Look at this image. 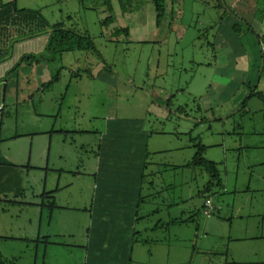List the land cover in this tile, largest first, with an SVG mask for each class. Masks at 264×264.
I'll list each match as a JSON object with an SVG mask.
<instances>
[{
	"label": "rangeland",
	"instance_id": "rangeland-1",
	"mask_svg": "<svg viewBox=\"0 0 264 264\" xmlns=\"http://www.w3.org/2000/svg\"><path fill=\"white\" fill-rule=\"evenodd\" d=\"M13 2L20 9L39 11L49 23L61 21L69 27H86L95 36V43L107 63L123 80L130 79L133 84L146 82L145 89L155 100L158 88H163L169 94V103L168 106L165 102L162 104L161 113H155L153 108L148 114L146 104L134 105L139 94L133 97L131 92L125 93L127 88L122 82L116 89L105 87L84 73L76 85L72 83L55 127L68 122V126L74 124L85 132L74 137L53 133L49 168L39 166L29 170V176L25 175L26 192L16 202L0 200V264H84L86 259L87 264H99L96 259L101 264H112L106 262L110 259L108 252L101 253L89 247L85 230L93 209L94 155L98 142L95 131L103 128L107 113L143 119V128L151 134L147 143L152 164L149 171L154 172L155 177L150 186L139 188L134 201L138 219L134 235L138 238L127 249V264H264V121L259 102L254 99L248 104L250 112L231 111L233 115L219 120L213 117L220 115V110H203V105L186 88L195 69L189 61L205 62L211 58L212 47L208 42L212 43L217 19L223 14L222 9L213 8L215 1H180L170 18L183 34L180 39L170 34L164 42L157 32L153 39L132 43L122 34L120 38L123 39L118 43L98 36L100 28L105 29L98 23L101 0ZM130 6L136 10L134 16L139 18L156 14L151 0H131ZM210 24L212 28L206 29ZM44 41L45 38H37L22 42L15 47L14 54L33 53V60H38ZM68 57L72 59L73 54L69 53ZM84 63L88 67L89 59ZM80 64L83 65V61ZM163 70L166 75L159 77ZM203 71L201 68L197 72ZM29 80L31 84L17 89L18 109L6 104L0 110L4 118L3 133L26 129L21 124L24 120L19 118L25 107H34L38 112L46 110L45 101L43 104L37 101L34 78L30 76ZM198 82L203 84L200 74L190 88ZM45 84L38 85V94L45 92ZM245 91L242 90L238 99L244 97ZM28 93L33 97V106L23 103ZM179 105L183 107L182 114L176 112ZM82 111L85 119L81 118ZM71 113L76 114V120H70L72 123L65 121ZM50 122L42 117L35 128L45 129ZM198 143L205 145L202 157L216 162L222 181L221 188L213 186L206 193L215 209L216 204L220 206L219 213L207 215L203 210L198 211L209 198L202 195V189L210 179L203 166L188 164ZM55 145L59 152L54 151ZM32 154L36 157L41 153ZM78 170L81 179L76 182L73 177ZM44 176L48 183L60 178L61 184L69 186L55 195L57 206L54 208L50 194L40 193ZM76 187L84 190L80 193V203L74 200ZM76 204H81L82 209H74ZM49 211L53 212L51 221ZM174 218H177L176 223L169 222ZM70 231L74 237L66 238V232ZM73 244H81L84 248Z\"/></svg>",
	"mask_w": 264,
	"mask_h": 264
},
{
	"label": "crops",
	"instance_id": "crops-1",
	"mask_svg": "<svg viewBox=\"0 0 264 264\" xmlns=\"http://www.w3.org/2000/svg\"><path fill=\"white\" fill-rule=\"evenodd\" d=\"M13 1L2 0L3 3ZM180 1L165 0V11L160 21L157 22L156 14L151 17L139 18V16H134L136 10H133V6L123 12L118 0H111L112 12L101 4V17L98 23L113 13L114 19L108 26V32L119 27H127L126 41L128 43L136 40L145 42L153 39L157 32L158 35H162L161 39L164 42L167 41L170 34H174L177 40L183 34L177 28L178 25L175 21L170 22V18H172L174 9L179 7ZM223 5L227 10L226 15L218 17V25L212 34V43L208 42L212 47L211 58L209 60L206 59L205 62L189 61L193 67L195 66V69H193L190 81L186 83V88H189L190 95L198 99L203 105V110L221 111L220 115L213 117L215 119L225 120L234 114L231 111H235V113L250 112L248 104L256 99L259 102V110L264 121V102L255 95L256 93H264V0H223ZM59 22L61 21L50 23ZM178 24L182 26L181 21ZM234 26H238L237 31L233 29ZM243 27L245 28L244 31H242ZM63 28L70 29L78 36L91 40L94 50H84L75 46L70 49L49 48V33L16 39L13 42L11 41L9 45L6 40L14 36V33H3L0 36V49L4 54L0 60V110H3L6 104L12 106L15 110L18 109L20 101H18L17 89L19 86L23 87L31 84L30 76L34 78V93H37L38 103L43 104L45 101L46 104L45 112H38L34 107L30 108L27 106L23 110V107H20V110L24 113H21L19 118L24 120L21 124L26 129L19 131L15 129L11 132L8 131L7 134L2 132L4 118L0 114V157L3 161L10 164V167L5 168V170L15 175H7L4 170V173L2 172L3 174L0 175V183L7 182H5L6 184L3 188L0 187V198L2 199H10L16 202V199L19 198L16 195L20 192V189L23 190L24 194L26 192L25 175L29 176V170L36 169L39 166L49 168L53 133L64 136L72 135L74 137L85 132L79 126L76 128L74 124H69L68 126V122L60 124L57 128L55 127V122L62 112V102L68 96L69 86L72 83L76 85L79 81L78 79L84 73L91 78H96L105 87L116 89L119 82H122V86L127 88L125 93L131 92L133 97L135 93L139 94L134 105L146 104V113L148 114L151 113L153 108L155 113H161L164 102L168 106L169 94L165 89L158 88V95L155 100L152 94L146 91V82L133 84L130 79L123 80L107 63L102 51L95 43V36L86 27L78 28L77 26L69 27L64 25ZM207 28H212V24L207 25ZM48 31L50 32V29ZM103 32H105L104 29L100 28L98 33L100 38H104ZM37 38H45L44 47L39 52L37 62L33 63V58L35 57L33 53L14 54L15 47L19 44ZM69 53L73 54L70 60L68 59ZM27 56L30 57L29 61H24V57ZM87 58L90 64L85 67L84 62H86ZM81 61H83V65L80 64ZM201 68H204V73L197 72ZM180 70L182 71L183 68L181 67ZM197 74H200L203 84L200 85V82H198L190 88ZM165 75L166 70H163L159 77ZM55 76H57V80L51 86H48L45 92L40 94L36 92L38 85L48 83ZM179 89L183 88L179 87ZM243 89H246L245 95L240 100L238 98L241 96ZM32 98L31 94L28 93L23 103L32 104ZM75 98L78 99L77 96ZM131 106L133 107V105ZM182 108L179 105L176 108V112L182 114ZM166 110L171 112L168 107ZM199 112H201V108ZM81 116L82 119H85V112L82 111ZM42 117L52 122L47 123L45 129H36L37 120ZM67 120L69 122H71L70 120L75 121L76 114H69L65 121ZM105 120L103 128L95 131L98 135V142L94 155L96 165L93 173V209H91L89 214V225L85 229L86 237L89 241V247L93 248L94 251L101 252L104 250V253L108 252L110 254V259L108 258L107 263L109 261L112 264H127L129 260L127 249L131 248L135 238H138L137 235L136 237L134 235V228L138 220L137 215H135L134 201L139 188L141 189L143 185L150 186L155 177L153 176L154 172L149 171L152 164L149 161L147 143L151 134L143 128V119L110 116L107 113ZM199 121H202V119H199ZM39 137L40 139H37ZM203 146L205 147V145ZM53 148L55 152H59L57 145ZM35 151L41 154H37L34 157L32 153ZM59 157L58 155L57 158ZM38 160H40L39 163H37ZM208 161L216 164L213 160ZM80 173L78 170L73 177L76 182L81 179ZM46 177L44 176L41 181L42 189L40 193L50 194L53 199L51 207L54 208L57 206L55 204V195L65 188H69V186L66 183L61 184L60 178L48 183ZM212 187L213 185L212 183L210 184L209 179L202 189V195L209 197L206 193ZM221 187L222 181L218 188ZM3 191L5 192L3 193ZM76 191L77 198L74 200L80 203L81 194L84 191L83 187H76ZM73 207L77 210L82 209L81 204H76ZM216 207L217 209H214L213 213L220 212V206L216 204ZM203 209L204 204L200 206L198 211ZM84 210H86L85 207ZM49 212L51 215L49 220L51 221L53 212ZM176 219H169V222L176 223ZM72 233L71 231L69 234L66 232V238H73ZM73 245L78 248H84L81 244ZM112 249H114L112 253L109 252ZM96 261L101 264L99 259H96ZM83 263L87 264V259Z\"/></svg>",
	"mask_w": 264,
	"mask_h": 264
},
{
	"label": "trees",
	"instance_id": "trees-1",
	"mask_svg": "<svg viewBox=\"0 0 264 264\" xmlns=\"http://www.w3.org/2000/svg\"><path fill=\"white\" fill-rule=\"evenodd\" d=\"M131 0H118V3L121 7V10L124 12L127 8L130 7ZM155 10H156V19L157 22L160 21L164 11H165V0H152ZM214 8L218 7L223 10V14H226V7L221 3V0H214ZM101 4L105 5L106 8L112 12L111 0H101ZM221 15V16H222ZM114 19L113 13L110 16L104 18L100 21L102 27H104L103 35L106 40L109 42H118L123 38H120V35H125L127 37V27H119L111 32H108V26L111 21ZM64 24L62 22L51 24L49 23L37 10L31 9H20L17 7L16 3H3L0 0V36L8 34L9 32L14 33L12 37L6 40V43L9 45L11 41L13 42L16 39L32 37L40 34L49 33V48H62L70 49L73 46L81 48L84 50H94L93 43L91 40L80 37L75 32L70 29H64ZM50 29V32L48 31ZM235 31L238 30V26H234ZM125 37V39H126ZM3 51V50H2ZM4 54L0 49V60L3 58ZM30 57H24V61H29ZM37 60H33V63ZM57 80V76L53 77L45 86H51ZM263 102H264V93H256ZM204 146L200 143L197 144V151L192 157V160L188 164L203 166L207 173L210 175V184L213 186H220L221 181L216 169V164L214 162L208 161L202 157V151ZM10 164L3 161L0 157V175L4 173L7 175H13L12 172L5 170L9 168ZM4 170V171H3ZM3 172V173H2ZM6 182V181H5ZM0 183V187L3 188L7 183ZM210 187V186H208ZM5 191H3L4 193ZM18 197L23 196V190L20 189V192L17 193ZM2 200V198H0ZM4 200V199H3Z\"/></svg>",
	"mask_w": 264,
	"mask_h": 264
},
{
	"label": "built area",
	"instance_id": "built-area-1",
	"mask_svg": "<svg viewBox=\"0 0 264 264\" xmlns=\"http://www.w3.org/2000/svg\"><path fill=\"white\" fill-rule=\"evenodd\" d=\"M214 205L211 202L210 198H206L204 201V209H203V213L204 214H211L214 211Z\"/></svg>",
	"mask_w": 264,
	"mask_h": 264
}]
</instances>
